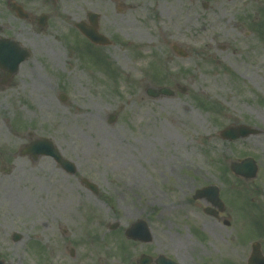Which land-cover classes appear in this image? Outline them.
<instances>
[{"label":"rangeland","instance_id":"374dc122","mask_svg":"<svg viewBox=\"0 0 264 264\" xmlns=\"http://www.w3.org/2000/svg\"><path fill=\"white\" fill-rule=\"evenodd\" d=\"M61 4L60 17L53 20L61 29L52 33L53 52L37 64L53 91L44 95L45 105L34 93V102L18 107L35 122L36 132L76 162L78 172L67 175L46 159L52 204H61L49 214L0 208V259L5 264H137L142 254L172 256L176 243L189 241L194 255L241 251L234 239L235 213L228 209L231 226H222L192 196L208 184L219 185L221 197L233 194L239 184L229 170L230 183L224 186L222 174L231 161L247 156L257 161L256 184L264 188V27L259 29L264 0ZM135 5L139 9H130ZM89 6L111 45H94L76 27L75 22H89ZM173 43L188 56L175 54ZM34 58L41 57L33 55L29 64ZM160 87L174 93L148 94ZM4 103L1 99L0 144H11L17 138L4 121L13 113ZM110 114L117 115L113 123ZM240 124L261 133L234 142L219 137L221 129ZM81 176L97 183L99 198L80 183ZM254 181L244 187L253 188ZM139 218L150 225L151 243L124 234ZM116 222L120 226L110 230ZM195 227L206 236L202 244ZM16 232L22 236L17 242Z\"/></svg>","mask_w":264,"mask_h":264},{"label":"flooded vegetation","instance_id":"af4514ba","mask_svg":"<svg viewBox=\"0 0 264 264\" xmlns=\"http://www.w3.org/2000/svg\"><path fill=\"white\" fill-rule=\"evenodd\" d=\"M61 9V0H0V100L5 101L4 109L13 113L12 119L4 122L17 138L11 144H0V208L23 212L39 210L49 214L61 205L52 204L46 159L65 174L68 173L53 157L35 149L37 140L50 137L36 132L35 122H30L20 109L35 101L34 93H38L45 105L44 95H48L50 89L53 91L49 81L37 70V64H41L53 52L50 47L52 33L61 30L58 25H53V20L60 17ZM35 54L41 58H34L33 64H29ZM40 68L43 69L42 66ZM42 127L44 132L43 124ZM42 176L43 180L40 179ZM228 176V173L222 174L226 187L229 186ZM235 181L239 184L237 193H224L223 210L210 206L207 198L194 203L204 213L205 207H210L213 213L211 217L225 227L227 210L235 213L234 239L241 251L233 248L231 252L215 255L207 250L194 255L195 244L189 241L175 244L172 259L179 264H251L254 243L258 244V250L264 255V188L257 186V180L251 189L248 186L244 188L247 181L243 178L237 177ZM86 189L97 198L101 195L100 192ZM246 199L250 202L249 206L243 204ZM244 213L248 214L249 220L239 221L244 218ZM195 239L202 244L201 238Z\"/></svg>","mask_w":264,"mask_h":264},{"label":"water","instance_id":"95a60500","mask_svg":"<svg viewBox=\"0 0 264 264\" xmlns=\"http://www.w3.org/2000/svg\"><path fill=\"white\" fill-rule=\"evenodd\" d=\"M97 15L92 14L90 16V20L93 22V27L89 28L85 24L81 25V29L83 32L94 42L101 43V44H107L108 41L106 38L103 37V35L99 34L97 31ZM174 49L181 55L186 56L187 54L178 48L176 45L174 46ZM160 94H172V91L168 88H161L157 93L150 92L151 95L157 96ZM116 119L115 115H111L110 122H114ZM261 131L257 128H253L247 125H240V126H228L222 131H220L219 135L222 139L226 140H236L239 138H245L250 135L259 134ZM51 152L48 150L46 153H50L51 155L55 156L57 159L61 161V163L68 169L70 173H75L76 168L75 164L71 162L70 160H65L60 158V154L57 151V149L54 147L53 143L51 142ZM232 171L237 174L244 176L247 179L254 178L257 174L258 167L253 158H246L243 160H240L239 162H232L231 164ZM84 182L87 184L88 187L91 189L97 191V187L93 184L88 182L87 180H84ZM204 196L208 197L210 201L215 205H222V201L219 198V188L215 185H210L205 188L197 190L195 194V198H203ZM126 235L128 238H132L135 240H141L143 242H150L152 241V235L151 231L146 223L145 220H139L138 222L134 223L130 228L126 229ZM20 235L15 234L14 239L19 240ZM258 252H256L257 255ZM152 261L151 257L149 256H142L140 259V264H150ZM157 263H164V258L157 259ZM0 264H4L3 261L0 260ZM165 264H175L173 263H165Z\"/></svg>","mask_w":264,"mask_h":264},{"label":"bare ground","instance_id":"6f19581e","mask_svg":"<svg viewBox=\"0 0 264 264\" xmlns=\"http://www.w3.org/2000/svg\"><path fill=\"white\" fill-rule=\"evenodd\" d=\"M92 9H94V8H92V7H90L89 6V8H88V13H91L93 10ZM130 9H134V10H137V9H139L138 8V6L137 5H135V7H131ZM106 10H108L109 11V8H107ZM76 17L78 16V15H75ZM68 17L70 18H72V17H74L73 16V14L72 13H68ZM79 17V16H78ZM114 17V14L111 12L110 13V18H113ZM76 20H77V18H76ZM134 34L135 35H137V36H139V37H142L143 35L140 33V32H138V31H134ZM114 57L119 61V62H121L122 61V58H121V55H120V53H115L114 54ZM56 58L58 59V56L56 55ZM173 118V117H172Z\"/></svg>","mask_w":264,"mask_h":264}]
</instances>
